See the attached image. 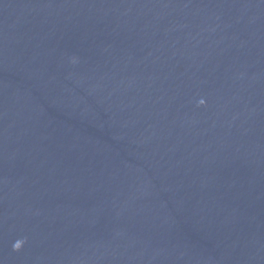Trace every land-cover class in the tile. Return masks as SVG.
Wrapping results in <instances>:
<instances>
[{"label": "water", "instance_id": "1", "mask_svg": "<svg viewBox=\"0 0 264 264\" xmlns=\"http://www.w3.org/2000/svg\"><path fill=\"white\" fill-rule=\"evenodd\" d=\"M0 264H264V0H0Z\"/></svg>", "mask_w": 264, "mask_h": 264}]
</instances>
